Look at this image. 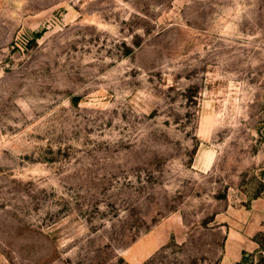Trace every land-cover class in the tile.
Listing matches in <instances>:
<instances>
[{
  "label": "rangeland",
  "instance_id": "rangeland-1",
  "mask_svg": "<svg viewBox=\"0 0 264 264\" xmlns=\"http://www.w3.org/2000/svg\"><path fill=\"white\" fill-rule=\"evenodd\" d=\"M259 196L264 0H0V264H220Z\"/></svg>",
  "mask_w": 264,
  "mask_h": 264
},
{
  "label": "crops",
  "instance_id": "crops-1",
  "mask_svg": "<svg viewBox=\"0 0 264 264\" xmlns=\"http://www.w3.org/2000/svg\"><path fill=\"white\" fill-rule=\"evenodd\" d=\"M225 235V248L220 264H239L244 253L258 248L256 235L264 232V198L248 199L237 208H229L219 223Z\"/></svg>",
  "mask_w": 264,
  "mask_h": 264
},
{
  "label": "bare ground",
  "instance_id": "bare-ground-1",
  "mask_svg": "<svg viewBox=\"0 0 264 264\" xmlns=\"http://www.w3.org/2000/svg\"><path fill=\"white\" fill-rule=\"evenodd\" d=\"M203 155L201 154L200 156H198V160L201 162V163H204V158L202 157Z\"/></svg>",
  "mask_w": 264,
  "mask_h": 264
}]
</instances>
